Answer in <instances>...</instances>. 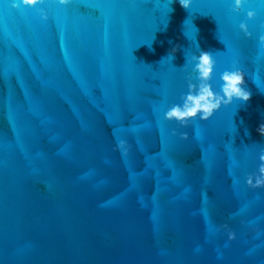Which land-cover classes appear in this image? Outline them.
<instances>
[{"label": "water", "instance_id": "obj_1", "mask_svg": "<svg viewBox=\"0 0 264 264\" xmlns=\"http://www.w3.org/2000/svg\"><path fill=\"white\" fill-rule=\"evenodd\" d=\"M250 5L245 38L225 0H0V264H264V189L243 182L264 147ZM199 50L214 88L235 64L251 95L180 128L163 112Z\"/></svg>", "mask_w": 264, "mask_h": 264}, {"label": "clouds", "instance_id": "obj_2", "mask_svg": "<svg viewBox=\"0 0 264 264\" xmlns=\"http://www.w3.org/2000/svg\"><path fill=\"white\" fill-rule=\"evenodd\" d=\"M48 0H8L9 6L12 9L19 7L37 8L44 5ZM52 3L67 7L73 3V0H51ZM228 11L233 14L243 13L244 19L238 24V29L245 38L252 36L248 28V21H254L257 18V11L251 7L250 0H225ZM264 3V0H260ZM178 3L182 9H189L192 0H168V5ZM38 14L41 20L48 18L47 13L40 8ZM258 46L264 50V22L259 25L258 34L256 37ZM176 51L174 46L168 57H171ZM164 59V58H162ZM161 59V60H162ZM185 64L191 65V72L188 76L187 91L182 94L180 103L171 104L164 112L163 119L169 122H175L180 128L188 127L193 120L200 122L209 121L221 107H228L234 100L241 103L247 102L250 98V91L247 89L245 71L233 64L229 68L220 72L218 75V88L213 87V74L216 68L212 54L207 51L199 50L198 54H192L186 59ZM248 77V76H247ZM249 79V77H248ZM193 80L195 81L193 83ZM257 132L264 137V123H261ZM247 135V132L245 133ZM172 135H177L176 129L172 130ZM180 140H187L186 132L179 133ZM115 150L121 151L124 155L127 154V146L125 141L120 140ZM258 164L255 172L249 173L244 177V185L253 190L264 189V147H261L257 154ZM223 230L227 241L236 239V234L227 224L220 225L219 230ZM259 235V232H256Z\"/></svg>", "mask_w": 264, "mask_h": 264}]
</instances>
